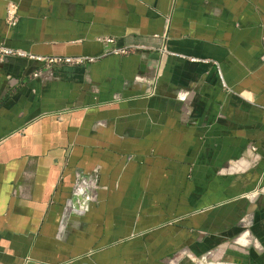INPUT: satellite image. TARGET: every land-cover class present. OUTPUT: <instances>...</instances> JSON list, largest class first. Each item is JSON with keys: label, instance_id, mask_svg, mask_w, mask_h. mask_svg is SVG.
Here are the masks:
<instances>
[{"label": "crops", "instance_id": "crops-1", "mask_svg": "<svg viewBox=\"0 0 264 264\" xmlns=\"http://www.w3.org/2000/svg\"><path fill=\"white\" fill-rule=\"evenodd\" d=\"M0 45L93 60L0 59V264H264V0H0Z\"/></svg>", "mask_w": 264, "mask_h": 264}, {"label": "built area", "instance_id": "built-area-1", "mask_svg": "<svg viewBox=\"0 0 264 264\" xmlns=\"http://www.w3.org/2000/svg\"><path fill=\"white\" fill-rule=\"evenodd\" d=\"M11 15L12 14L9 13L8 22H9V25L13 26L16 24L17 20H16L15 15H12V17H10ZM105 43L106 44H112L114 42L111 39H106ZM130 50L131 49H115L112 51V54L127 55L130 52ZM7 57L21 58V59H27L30 61L39 62L43 65V67L46 68L47 71L54 66L82 64L85 61L93 62L92 59H84V58H79V57L78 58H72V57H53V58L38 57V56L31 55V54H29L25 51H22V50L9 49L3 45H0V59L3 60V59H6ZM47 71H44L42 69L37 70L33 74V78L34 79L47 80L50 78V76L47 75L48 74ZM252 149L255 150L254 147H252ZM88 190H90V189H88ZM77 192H79V195L86 196L87 200H90L92 198V196L89 195L90 191H87L86 188H82L80 186V187H78Z\"/></svg>", "mask_w": 264, "mask_h": 264}, {"label": "rangeland", "instance_id": "rangeland-1", "mask_svg": "<svg viewBox=\"0 0 264 264\" xmlns=\"http://www.w3.org/2000/svg\"><path fill=\"white\" fill-rule=\"evenodd\" d=\"M91 191H92V190H90L89 195H90V196H93V194H91ZM90 201H91V200H89V202H87V203L83 202V203H77L76 205H73V206L76 207L75 209H77V210H75V211H81V212L87 211L88 208L90 207ZM198 238H200V237H197V239H198Z\"/></svg>", "mask_w": 264, "mask_h": 264}]
</instances>
